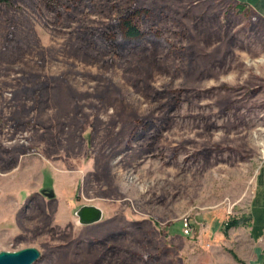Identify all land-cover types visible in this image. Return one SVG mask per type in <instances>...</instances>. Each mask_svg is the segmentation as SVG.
Here are the masks:
<instances>
[{
    "label": "rangeland",
    "instance_id": "1",
    "mask_svg": "<svg viewBox=\"0 0 264 264\" xmlns=\"http://www.w3.org/2000/svg\"><path fill=\"white\" fill-rule=\"evenodd\" d=\"M134 7L149 12L141 41L97 43ZM254 10L233 0L0 3V252L35 248L34 264H246L264 163V18ZM82 206L101 220L81 225Z\"/></svg>",
    "mask_w": 264,
    "mask_h": 264
},
{
    "label": "crops",
    "instance_id": "2",
    "mask_svg": "<svg viewBox=\"0 0 264 264\" xmlns=\"http://www.w3.org/2000/svg\"><path fill=\"white\" fill-rule=\"evenodd\" d=\"M235 2L248 5L253 11L257 10L264 18L263 4H258L259 0H233ZM256 12V11H255ZM261 182L255 184L253 198L249 210L248 234L249 242L252 243L250 255L246 258V264H264V163Z\"/></svg>",
    "mask_w": 264,
    "mask_h": 264
},
{
    "label": "trees",
    "instance_id": "3",
    "mask_svg": "<svg viewBox=\"0 0 264 264\" xmlns=\"http://www.w3.org/2000/svg\"><path fill=\"white\" fill-rule=\"evenodd\" d=\"M0 3L7 5L10 3V0H0ZM148 14V10L144 8H128L105 29L104 33L96 32L95 40L102 46L108 43L109 46L114 45V47L120 50L126 44L139 42L145 36L139 22L145 19ZM154 38L157 39L156 36ZM226 226H229V224H226Z\"/></svg>",
    "mask_w": 264,
    "mask_h": 264
},
{
    "label": "water",
    "instance_id": "4",
    "mask_svg": "<svg viewBox=\"0 0 264 264\" xmlns=\"http://www.w3.org/2000/svg\"><path fill=\"white\" fill-rule=\"evenodd\" d=\"M76 215L79 223L84 226L98 223L102 218L101 210L94 206H82ZM39 258L40 253L35 248H25L16 252H0V264H34Z\"/></svg>",
    "mask_w": 264,
    "mask_h": 264
},
{
    "label": "built area",
    "instance_id": "5",
    "mask_svg": "<svg viewBox=\"0 0 264 264\" xmlns=\"http://www.w3.org/2000/svg\"><path fill=\"white\" fill-rule=\"evenodd\" d=\"M182 230L184 234H190L191 232L189 222L186 219L182 223Z\"/></svg>",
    "mask_w": 264,
    "mask_h": 264
}]
</instances>
